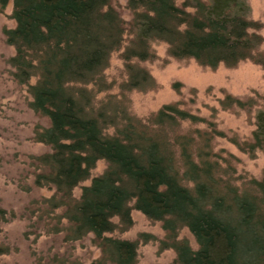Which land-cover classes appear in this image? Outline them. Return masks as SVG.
Segmentation results:
<instances>
[{
	"label": "trees",
	"instance_id": "16d2710c",
	"mask_svg": "<svg viewBox=\"0 0 264 264\" xmlns=\"http://www.w3.org/2000/svg\"><path fill=\"white\" fill-rule=\"evenodd\" d=\"M8 1L0 0L2 9ZM10 1L14 27L4 36L14 50L11 78L26 88L29 109L47 121L33 136L48 149L33 158V187L52 194L31 202L23 215L49 222L44 232L66 245L90 239L100 253L92 264H137L138 243L111 236L132 226L131 211L161 224L159 251L173 250L174 264H264V169L260 180L241 187L220 179L225 172L208 152L213 137L200 136L195 147L194 139L174 134L182 122H202L174 106L124 123L107 115L110 104L92 106L95 89L105 92L111 55L121 51L127 76L121 90L153 89L152 77L131 63L153 60L154 43L166 45L170 58L203 68L249 61L264 71V25L251 19L248 0H127L122 9L113 0ZM219 105L243 110L255 101L227 95ZM254 120L251 141L241 149L264 154V106ZM98 162L106 170L91 178ZM5 215L0 210V220ZM182 229L196 250L178 239ZM7 254L0 245V257Z\"/></svg>",
	"mask_w": 264,
	"mask_h": 264
},
{
	"label": "rangeland",
	"instance_id": "374dc122",
	"mask_svg": "<svg viewBox=\"0 0 264 264\" xmlns=\"http://www.w3.org/2000/svg\"><path fill=\"white\" fill-rule=\"evenodd\" d=\"M2 9L0 6V210L6 213L7 221L0 220V245L8 248V254L0 257V264H92L99 258V250L92 246L90 239L74 245H66L61 236L48 235L42 229L45 220L36 224L23 215L31 202L50 198L51 192L33 187L37 174L33 158L44 155L48 149L34 142V133L45 127L47 121L29 109L30 97L26 88L17 85L11 78L9 59L14 55L7 46L4 32L14 27L10 19L11 1ZM125 7L127 0H113ZM251 19L264 25V0H248ZM122 18L128 14L122 10ZM264 38V30L260 32ZM154 59L137 65L146 71L155 82L152 90H121L127 80L121 52L111 55L109 66L103 72L105 92L94 91L92 106L99 110L100 105L110 104L107 115L115 116L117 123L122 118L146 121L164 106H174L202 122L180 123L173 133L196 140L210 134L212 139L208 152L218 161L223 180L241 187L250 180H260L264 169V154L250 155L242 151V146L251 141L255 129V114L264 106V71L252 62H242L234 68L219 66L215 70L198 66L192 60H174L167 55V46L154 43L151 46ZM264 51V46L260 48ZM247 101L253 99L255 105L243 110H221L219 102L225 96ZM112 110V113H111ZM111 115V116H112ZM124 123V122H123ZM167 131V130H166ZM106 135L113 136L115 129L108 128ZM168 132V131H167ZM196 139V140H195ZM106 170L104 162H98L91 178L100 176ZM74 190L78 198L81 186ZM12 214L14 217H12ZM132 226L124 231H116L112 237L138 243L137 264H174L173 250L159 251V241L164 239L160 223L146 219L137 211H131ZM117 222V220H115ZM44 224V225H45ZM42 236H38V234ZM153 236L156 241L146 242L141 235ZM193 249L197 245L186 230L178 234Z\"/></svg>",
	"mask_w": 264,
	"mask_h": 264
}]
</instances>
